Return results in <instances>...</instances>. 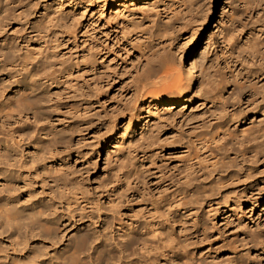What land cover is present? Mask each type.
<instances>
[{
    "label": "bare ground",
    "instance_id": "6f19581e",
    "mask_svg": "<svg viewBox=\"0 0 264 264\" xmlns=\"http://www.w3.org/2000/svg\"><path fill=\"white\" fill-rule=\"evenodd\" d=\"M149 2L93 0L92 5L103 13L111 9L118 18L124 11L136 5L147 6ZM3 22L0 14V30ZM105 26L109 28L107 23ZM232 40L237 62L232 96L238 105L245 97L247 117L240 116L238 110L233 128L193 132L182 147L173 139L169 146L162 145L161 133L151 132L152 120L168 113L171 105L182 102L181 109L186 108V96L198 81L197 63L189 61L188 68L183 69L185 85L180 84L182 73L176 68L161 67L149 74L137 91L148 118L139 130H132L130 137L128 134L109 138L113 141L111 146L118 148L109 149L105 159L109 160L111 153L118 156L113 181L117 180L120 188L114 189L113 194L125 218L117 253L112 245H95L94 240L81 234L76 253L59 256L50 264H264L249 259L254 252L257 258V253L264 256V232L243 222L256 210L264 216V184L251 181L240 197H226L218 207L210 205L202 210L204 200L201 201L202 194L193 183L194 174L218 164L226 145L237 161L255 165L264 160V0L243 2L232 21L231 33L224 37L225 43ZM193 50L194 47L189 51ZM109 53L106 50L99 58L94 56L88 65L95 88L104 92L113 91L132 77L114 64ZM7 59L6 50L0 45V67ZM46 59L42 56L37 61H24L9 77L8 97L0 85V242L11 248L6 252L0 250V264H21L18 260L27 255L24 252L34 238L63 242L70 232L71 227L56 219L51 208L34 194L32 186L36 182L69 194L76 202L80 198L81 182L73 175L67 127L59 117H54L60 110V90L70 81L62 71L54 72ZM168 91L178 97L164 98ZM96 144L94 164L107 143ZM166 148L170 149L168 163L180 162L170 167L179 171L178 185L171 189L157 181L153 191L150 179L157 172L162 173V165L167 164ZM221 205L224 206L220 208ZM127 212L149 218L141 223L130 222L126 220L131 217ZM222 215L228 225L233 219L240 225L228 240L220 239L211 229V221Z\"/></svg>",
    "mask_w": 264,
    "mask_h": 264
},
{
    "label": "rangeland",
    "instance_id": "374dc122",
    "mask_svg": "<svg viewBox=\"0 0 264 264\" xmlns=\"http://www.w3.org/2000/svg\"><path fill=\"white\" fill-rule=\"evenodd\" d=\"M92 1L0 0V14L4 19L0 45L8 56L0 67V85L8 97L10 75L24 61H37L42 56L47 57L54 72L62 71L63 76H68L70 83L60 90L57 97L60 110L54 117H59L67 127V142L73 152L70 159L73 175L81 182L78 202L40 181L32 186L34 194L51 208L56 219L71 228L63 242L34 238L24 252L27 255L18 260L21 264H50L59 256L74 254L80 246L81 234L94 240L95 245H112L117 253L125 215L113 194L114 189L120 188V183L113 181L118 156L111 153L109 160H105L109 149L118 148L111 146L113 141L109 138L128 134L130 137L132 130L136 127L139 130L148 118L137 91L152 72L161 67L176 68L182 73L180 84L185 85L183 71L189 61L197 63L198 81L186 96V108L181 109L182 102L171 105L168 113L152 120L151 132L161 133L162 145L169 146V140L173 139L182 147L187 145L193 132L233 128L238 110L242 117H247L249 112L245 97L238 105L232 96L237 69L234 41L224 42L245 0H150L147 6L136 5L118 18L111 9L103 13ZM192 47L193 53L189 51ZM106 50L117 67L132 75L110 92L95 88L88 70L90 60L94 56L99 58ZM163 97L178 95L168 91ZM137 100L138 110L135 109ZM100 141L107 144L94 164L95 144ZM169 151L166 148L164 153ZM222 152L215 167L202 168L193 175V183L202 194L201 201L204 200L202 210L209 209L210 205L218 207L226 197H240L251 181L264 184V160L255 165L237 161L228 145ZM168 155L164 158L167 164L162 165V173L153 171L157 172L150 179L153 191L157 181L171 189L178 185L179 171L174 172L170 167L180 162L169 164ZM131 215L127 212V216ZM248 215L250 218H244V224L264 232V216L260 211ZM148 216L139 213L126 220L141 223ZM223 218V215L217 220L212 218L211 229H215L220 239L228 240L240 225L234 219L228 225V220ZM0 250L6 252L11 248L0 242ZM255 255L254 252L249 259L264 262L262 254L257 253L258 258Z\"/></svg>",
    "mask_w": 264,
    "mask_h": 264
}]
</instances>
